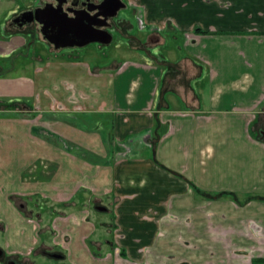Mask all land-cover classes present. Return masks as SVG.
Returning <instances> with one entry per match:
<instances>
[{
  "label": "crops",
  "instance_id": "obj_1",
  "mask_svg": "<svg viewBox=\"0 0 264 264\" xmlns=\"http://www.w3.org/2000/svg\"><path fill=\"white\" fill-rule=\"evenodd\" d=\"M129 1L150 50L134 60L43 57L0 25L9 69L41 53L0 75V249L264 264V0Z\"/></svg>",
  "mask_w": 264,
  "mask_h": 264
},
{
  "label": "water",
  "instance_id": "obj_2",
  "mask_svg": "<svg viewBox=\"0 0 264 264\" xmlns=\"http://www.w3.org/2000/svg\"><path fill=\"white\" fill-rule=\"evenodd\" d=\"M109 11L104 13L103 11ZM127 9V4L123 0H104L100 5L94 6L90 11L97 10L98 13L91 16L85 11H76L74 16H69L63 11V4L59 9L47 5L45 9L24 11L16 16L13 23L22 22L19 29L37 22L41 26V33L44 40L53 45L56 51L62 49H84L93 44L109 46L113 41V36L102 29L101 21L109 18H116L118 14ZM50 33V36L47 34ZM264 136V132H263ZM98 211H106L103 207H98ZM3 252L0 250V256ZM56 259L62 256L54 255Z\"/></svg>",
  "mask_w": 264,
  "mask_h": 264
},
{
  "label": "rangeland",
  "instance_id": "obj_3",
  "mask_svg": "<svg viewBox=\"0 0 264 264\" xmlns=\"http://www.w3.org/2000/svg\"><path fill=\"white\" fill-rule=\"evenodd\" d=\"M38 0H0V25H3L5 24L8 19H14L15 15L18 13V12H23L25 11L27 8H29L31 5H34ZM126 3H127V9L126 10H123L121 11L118 16L115 18V21H120L122 20L124 17L126 16H133V10L132 8L128 5V0H124ZM10 20V21H11ZM24 31V30H22ZM26 32V31H24ZM23 32V33H24ZM130 34L132 36H135L137 34V32L135 31H130ZM32 36V35H31ZM25 41H28L29 42V48L31 47H34L33 46V43H36L34 37L33 39L31 40V37L29 35H25L23 34V36ZM140 44L138 45L136 40L134 39L133 40V43H129L130 45H128L127 42H125L126 40L124 39V42L120 39L119 35L116 34L115 35V38H114V41L113 43L108 46V47H105V46H100V45H97V44H93V45H90L84 49H74V50H62L60 52H53L51 51L50 52V56H51V59L57 57V56H61V55H64L65 57H67L68 55L70 54H74L75 57H78L79 60H84L87 62H91V63H102V64H105V63H109L111 61H119V62H123L125 60H128V59H137L138 58V54H140V52L142 51H147V52H150L149 48L147 47V37H142L140 36ZM40 51L42 50V53H43V57H46L47 54L45 55V52L46 50H49L48 46H46L45 44L41 43L40 45V48H38ZM30 49H28L29 51ZM31 52L36 55H39V51L37 50V48H33L30 50V52H28V56L30 57H25V58H31L33 56V54L31 55ZM136 54H134V53ZM34 54V55H35ZM41 54V53H40ZM54 55V56H53ZM149 56H151L149 53L147 54ZM24 57V55H22ZM21 57L20 59H17V63L16 65L18 66V69L15 70H11L9 69L7 66H6V60H2L0 61V75H4L5 77L7 76L8 78H13V77H21L25 74V70H23V68H19L21 66V64H24L25 61V58ZM37 65V63H36ZM81 119V120H80ZM83 119H86V118H78L76 120V123L80 126H82L81 124V121ZM77 126V125H75ZM80 126H77V127H80ZM1 184V182H0ZM5 188L2 187V185H0V191L4 190ZM63 206H60L59 209H62ZM29 210H33L35 211V209L33 208V205L30 204V208ZM29 210H27L26 213H29ZM46 213H47V209H45ZM51 211V215H54V216H57L58 214L56 212H54L53 210H50ZM40 213H42V210H40V208H37V210L35 211V213H33V215L38 216L40 215ZM5 213H2L0 214V216H3L5 217ZM108 217L109 215L106 214ZM18 228L22 231V228H23V224L18 221L16 222ZM55 251L57 252H61L63 253V249L61 248H55L54 249ZM33 260L35 261V264H69L68 261H59V260H56V259H52V258H49V257H33Z\"/></svg>",
  "mask_w": 264,
  "mask_h": 264
},
{
  "label": "flooded vegetation",
  "instance_id": "obj_4",
  "mask_svg": "<svg viewBox=\"0 0 264 264\" xmlns=\"http://www.w3.org/2000/svg\"><path fill=\"white\" fill-rule=\"evenodd\" d=\"M104 0H38L34 5H31L29 8H27L25 11H30V10H37V9H45L47 5H51L55 7V9H59V6H61L63 4V11L64 12H68L69 16H74L76 11H85L88 12L91 16H94L95 14L98 13L97 10L94 11H90L91 9L94 8V6L96 5H100ZM123 2H125L123 0ZM128 5L132 8L133 12V16H126L124 17L122 20L120 21H115V18H109L107 21H99L100 24L102 25V29L109 32L112 36H113V41L115 38V35L118 34L120 39L124 42V39L126 40L125 42L128 43V45H130L131 43H133V40L135 39L137 44H140V32L142 31V27H140V22L136 19H134V17L137 16L138 13V8L134 5L131 4V2L128 0ZM125 4H127L125 2ZM109 10L106 9V11H103L104 13L108 12ZM24 12V11H23ZM22 12H18L14 17L18 16L19 14H21ZM138 17V16H137ZM13 20V19H12ZM10 21L9 25L19 31H26V33L28 35H32L34 37V39L36 40V42H40L45 44L46 46H48L49 51H53V52H60L62 50H69V49H62L60 51H56L54 46L47 43L44 40V35L41 33V26L35 21L33 22L31 25L25 27L24 29H19V27L23 24L22 22H18V23H13V21ZM130 31H135L137 32V34L135 36H132L130 34ZM51 34L48 33L47 36H50ZM112 41V43H113ZM147 41H149L148 37H147ZM111 43V44H112ZM130 43V44H129ZM110 44V45H111ZM99 45V44H97ZM109 45V46H110ZM103 46V45H100ZM108 47V46H105ZM70 50H74V49H70ZM142 54H146L144 53V51L141 52ZM22 208L24 209V205L22 206ZM3 254L2 256H0V264H28L25 260H23V258H13V257H8L5 255L4 251L2 249H0ZM54 255H60L62 256L61 259H56L53 256ZM45 257H49L52 259H56L59 261H66V256L64 253L61 252H57V251H47L45 252Z\"/></svg>",
  "mask_w": 264,
  "mask_h": 264
},
{
  "label": "trees",
  "instance_id": "obj_5",
  "mask_svg": "<svg viewBox=\"0 0 264 264\" xmlns=\"http://www.w3.org/2000/svg\"><path fill=\"white\" fill-rule=\"evenodd\" d=\"M258 262H261V261H258ZM255 263H257V262H255Z\"/></svg>",
  "mask_w": 264,
  "mask_h": 264
}]
</instances>
